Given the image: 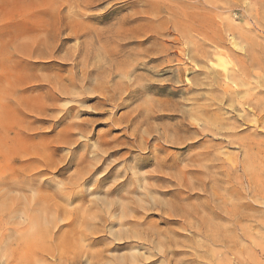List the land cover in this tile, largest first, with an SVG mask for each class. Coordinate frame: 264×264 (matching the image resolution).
<instances>
[{"label": "rangeland", "instance_id": "obj_1", "mask_svg": "<svg viewBox=\"0 0 264 264\" xmlns=\"http://www.w3.org/2000/svg\"><path fill=\"white\" fill-rule=\"evenodd\" d=\"M0 171V264H264V0H0Z\"/></svg>", "mask_w": 264, "mask_h": 264}, {"label": "bare ground", "instance_id": "obj_2", "mask_svg": "<svg viewBox=\"0 0 264 264\" xmlns=\"http://www.w3.org/2000/svg\"><path fill=\"white\" fill-rule=\"evenodd\" d=\"M72 24V23H71ZM44 26V25H43ZM219 56H220V53H219ZM222 61H223V59L222 58H220ZM220 62V61H219ZM223 62H225V61H223ZM220 65H222L221 64V62H220ZM223 65H225V64H223ZM222 65V66H223ZM227 75V74H226ZM175 78V77H174ZM202 108V107H201ZM200 108V109H201ZM205 108V107H204ZM207 112V111H206ZM69 115V114H68ZM206 123V122H205ZM196 126H197V124H196ZM206 129H208L207 127H205ZM188 130V129H187ZM204 132V131H203ZM202 133V132H201ZM182 144V143H181ZM207 156V155H206ZM197 159V158H196ZM200 161V160H199ZM28 162V161H27ZM159 163V162H158ZM157 163V164H158ZM193 163H194V161H193ZM199 163V162H198ZM44 164V163H43ZM190 164V163H189ZM162 165V164H161ZM195 166V165H194ZM205 166V165H204ZM159 167V166H158ZM203 167V166H202ZM155 168V167H154ZM206 168V167H205ZM158 169V168H157ZM207 169V168H206ZM92 170V169H91ZM159 170V169H158ZM177 170V169H176ZM190 170V169H189ZM195 170V169H194ZM90 171V170H89ZM201 171V170H200ZM1 172V171H0ZM180 172H182V171H180ZM195 172V171H194ZM204 173V172H203ZM206 173V172H205ZM115 174H117V173H115ZM180 174V173H179ZM184 174V173H183ZM208 174V173H207ZM206 174V175H207ZM112 175H114L113 173H109V175L107 176V177H103V179H101L100 181H99V185L104 181V180H106L108 177H110V176H112ZM169 175V174H168ZM182 175V174H181ZM200 175V174H199ZM202 175V174H201ZM205 175V176H206ZM176 176V175H175ZM180 176V175H179ZM178 177V176H177ZM176 177V178H177ZM182 178H183V176H181ZM191 177V176H190ZM207 177V176H206ZM175 178V179H176ZM179 179H180V177H178ZM196 178V177H195ZM165 179V178H164ZM174 179V178H173ZM7 181L9 180V179H6ZM177 180V179H176ZM165 181H167V182H171V180H165ZM180 181V180H179ZM179 181H178V183H179ZM199 181V180H198ZM18 182V181H17ZM17 182H14V181H11L10 180V183H8V182H6V181H2V180H0V190H3L4 188L5 189H7L8 191H11L12 189H14V187H17L18 185H19V183H17ZM212 182H215V181H212ZM134 183V182H133ZM137 183V182H136ZM136 183H134V184H136ZM185 183V182H184ZM129 184V183H128ZM139 184V183H138ZM172 184V183H171ZM198 184H200V183H198ZM215 184H217V182L215 183ZM125 185V183H121V184H119V187H117V188H114L112 191H111V193H118L119 195H120V192L122 191L121 190V187H123ZM131 185H133V184H131ZM184 185V184H183ZM139 186V185H138ZM178 186V185H177ZM193 186V185H192ZM204 186V185H203ZM202 186V187H203ZM207 186V185H206ZM213 186H215V185H213ZM140 187H141V185H140ZM20 189V187H17V189ZM183 188H186V187H183ZM192 188V187H191ZM200 188V187H199ZM198 188V189H199ZM210 188V187H209ZM208 188V189H209ZM214 188V187H213ZM195 189H196V187H195ZM124 190V189H123ZM126 190V189H125ZM189 190V189H188ZM194 190V189H193ZM204 190V189H203ZM213 190V189H212ZM217 190V189H216ZM201 191V190H200ZM1 192V191H0ZM125 192V191H124ZM129 192V191H128ZM127 192V193H128ZM213 193H215V192H213ZM6 194V193H5ZM5 194H1V200H0V221L3 219V217L6 215V214H8V216H9V214L10 213H12V212H14L13 214H15V212L16 211H20L21 210V212H24V214H25V216H26V220H27V223H28V227H27V229L29 230L27 233H28V235H27V237H26V239H28L29 240V242H35L36 240L38 241V240H40V239H44V238H46L47 236H48V232L51 230V228H49V227H51L52 225H53V223H56L57 221L56 220H58V219H50V217L48 218V214H49V211L51 210H49V208L51 207V206H43V203L42 202H44L45 201V199L43 198V200L42 199H40V200H38V198H40V197H38V198H36L35 197V199H33L34 197H32V199H25V198H27L28 196H26L25 198H23V197H21L22 198V200H20V199H17L16 197H13L12 196V198H8ZM122 194V193H121ZM181 194V193H180ZM174 197L175 196H177L178 194L175 192V194H172ZM213 195H215V194H213ZM121 196V195H120ZM127 196H129V195H127ZM207 196V195H206ZM211 196V195H210ZM30 197V196H29ZM46 197V196H45ZM31 198V197H30ZM129 198V197H128ZM206 198V197H205ZM212 198V197H211ZM24 199H25V201H24ZM36 199H37V201H36ZM47 199H48V197H47ZM47 199H46V203H48L47 202ZM208 199V198H207ZM206 200V199H205ZM213 200V199H212ZM212 200H210V201H212ZM50 201H51V199H50ZM204 201V200H203ZM208 201V200H207ZM210 201L208 202L209 204H210ZM216 201V200H215ZM219 201V200H218ZM42 204H41V203ZM129 202V201H128ZM205 202V201H204ZM204 202L202 203V204H204ZM214 202V201H213ZM130 203H133L132 201L130 202ZM181 203V202H180ZM205 203H207V202H205ZM49 204V203H48ZM47 204V205H48ZM208 204V205H209ZM217 204H219V203H217ZM51 205V204H50ZM116 205H118V204H116ZM126 205V204H125ZM124 205V206H125ZM134 205V204H133ZM137 204H135V206H136ZM187 205V204H186ZM205 206H206V204H204ZM20 206V207H19ZM123 205H122V208L124 209V208H126V206L124 207ZM128 206V205H127ZM154 206V205H153ZM163 206H164V204H163ZM174 206H176V205H174ZM210 206V205H209ZM213 206H214V204H213ZM116 207H118V206H116ZM137 207V206H136ZM159 207H161L160 205H159ZM188 207L189 206H184V208H182V209H180V208H178L177 210H171V207L170 208H167V206H164L163 208L161 207V209H163L164 210V215H167L169 218H179L180 219V221L182 220V222L184 223V222H189L188 223V225H190V221H188L190 218H192V215H191V213H190V210L191 209H189V211H188ZM202 207V206H201ZM204 207V206H203ZM211 207V206H210ZM209 207V208H210ZM219 207V206H218ZM119 208V207H118ZM128 209H130V207L128 206L127 207ZM127 208H126V212H128V210H127ZM187 208V209H186ZM191 208V207H190ZM197 208V207H196ZM123 209H121L122 210V213H123V211H125V210H123ZM132 209V208H131ZM194 209V208H193ZM198 209V208H197ZM196 209V210H197ZM200 209V208H199ZM204 209H206V208H204ZM211 209H213L212 207L210 208V210ZM218 209V208H217ZM225 209V208H224ZM209 210V211H210ZM223 210V209H222ZM192 211V210H191ZM199 211V210H198ZM205 211V210H204ZM212 211V210H211ZM221 211V210H220ZM130 212V211H129ZM201 212H202V210H201ZM18 213V212H17ZM20 213V212H19ZM18 213V214H19ZM121 213V214H122ZM194 212H192V214H193ZM198 213H200V212H198ZM213 213V212H212ZM211 213V214H212ZM221 213V212H220ZM10 215V216H17V215ZM21 215H23V214H21ZM127 214H125V212H124V214H123V216H126ZM194 215H196V213H194ZM193 215V216H194ZM200 215V214H199ZM50 216H51V214H50ZM122 215L120 216V217H122V218H124ZM204 216V215H203ZM206 216V215H205ZM216 216H218V215H216ZM226 216H228V215H226ZM18 217V216H17ZM59 217V216H58ZM126 217H128V215L126 216ZM126 217L124 218V219H126ZM200 217V216H199ZM214 217V216H213ZM201 218V217H200ZM11 219V218H10ZM221 219V218H220ZM206 220V219H205ZM56 221V222H55ZM172 222L174 221V220H171ZM176 221H178V220H175L174 222H176ZM202 221H203V217H202ZM209 221V220H208ZM122 222V221H121ZM126 222H128V221H126ZM125 222V223H126ZM197 222V221H196ZM212 222V221H211ZM205 223V222H204ZM50 224H52L51 226H49ZM207 224V223H206ZM213 224V223H212ZM121 225H122V223H121ZM184 225V224H183ZM185 225H186V223H185ZM187 225V226H188ZM191 225H192V223H191ZM203 225V224H202ZM205 225V224H204ZM211 225V224H210ZM214 225V224H213ZM212 225V226H213ZM0 226H1V224H0ZM53 226H55V225H53ZM206 227H208V225H206ZM215 227V226H214ZM55 228V227H54ZM212 228V227H211ZM50 229V230H49ZM200 229V228H199ZM213 229V228H212ZM205 230V229H204ZM200 231V230H199ZM50 233V232H49ZM24 236V235H23ZM119 236V235H118ZM115 238H116V236H115ZM118 238H120V237H118ZM8 239V238H7ZM25 240V239H24ZM26 241V240H25ZM26 243V242H25ZM154 243V242H153ZM159 243V242H158ZM33 245V244H32ZM36 246V245H35Z\"/></svg>", "mask_w": 264, "mask_h": 264}]
</instances>
